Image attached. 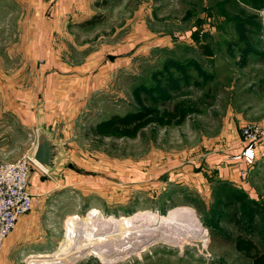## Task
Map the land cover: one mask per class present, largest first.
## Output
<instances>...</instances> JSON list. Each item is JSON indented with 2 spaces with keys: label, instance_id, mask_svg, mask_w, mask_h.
I'll return each mask as SVG.
<instances>
[{
  "label": "rangeland",
  "instance_id": "1",
  "mask_svg": "<svg viewBox=\"0 0 264 264\" xmlns=\"http://www.w3.org/2000/svg\"><path fill=\"white\" fill-rule=\"evenodd\" d=\"M32 7L0 0V23L6 29L9 20L17 48ZM93 7L84 21L67 17L41 58L18 49L8 58V36L0 37V159L33 158L46 106L37 90L39 61L45 64L49 52L61 72L96 77L47 123L61 157L57 187L34 195L33 208L55 239L46 251L66 248L69 221L90 208L115 217L189 208L195 216L169 227L148 222L130 237L127 228L99 223L97 236H80L63 261L51 264H252L234 240L247 235L264 252V0H97ZM154 97L167 109L182 103L184 119L151 122L134 136L89 134L113 116L148 110ZM19 106L32 112L28 125L9 109ZM248 126L263 132L248 152L252 164L234 158L249 146ZM228 158L245 165L235 169L237 185L214 174L217 160ZM248 207L258 210L250 219ZM233 211L253 233L240 230ZM28 257L25 264H35Z\"/></svg>",
  "mask_w": 264,
  "mask_h": 264
},
{
  "label": "crops",
  "instance_id": "2",
  "mask_svg": "<svg viewBox=\"0 0 264 264\" xmlns=\"http://www.w3.org/2000/svg\"><path fill=\"white\" fill-rule=\"evenodd\" d=\"M22 1L32 4L34 14L30 22L29 32L26 34L23 30L25 28L24 25L22 31L19 32L23 38H21L20 44L18 43V48L16 32L15 30H10L9 20L6 29L4 27L5 23H0V37L7 35L9 40L6 46H3V49L5 52H8V58L11 59L16 58L17 49L19 52L24 51L28 56L30 55L32 57L35 55L34 57L38 56V58H41L37 54L40 51H51L49 49L50 35H53L55 31H62L59 28H63L64 20L70 16H73L72 20L80 19L81 21L93 17L95 14L93 4L97 0H59L52 6V0H12L14 3ZM44 55L48 60L47 62L44 61L46 63L43 65L39 61L41 69L38 72L37 81L39 84L37 90H40L38 96L46 106L43 109V114L40 113L38 116L40 118L42 117L39 125L42 124L41 126L50 134V128L47 126V123L52 120L54 115H60L59 109L65 103L66 98L73 99L78 94L74 93L77 89L79 93H86V83L89 82V79H94L96 75L93 73L91 76H88L80 72L76 76L74 73H63L59 69L60 65L58 62L56 60L52 61V56L49 52L47 54L44 53ZM48 108L50 109L47 110ZM9 109L14 114L20 116L21 121L25 124L28 125L32 122V112L27 106ZM50 137L56 144H59L53 139L51 134ZM217 161L221 162L220 164H215L216 166L214 168L217 172L213 170L215 171L214 174L218 175L217 178L228 181L232 179L230 183L235 184L241 180V173H237L238 171H235V169L240 167L245 168L244 164L234 161L233 158H228L226 161ZM36 167L33 168L31 174V189L35 196H42L57 187V182L54 180L57 168L55 167L53 170L46 172L38 168V166ZM37 209L38 207L34 206L29 214L19 218L17 228L5 241L3 252L0 255V264H25L24 259L26 256L37 252H47L46 250L50 244L55 243L54 237L49 238V235H47L49 226H46L42 222L43 214ZM34 262L35 264L41 263V261L37 260ZM42 262L45 263L44 261Z\"/></svg>",
  "mask_w": 264,
  "mask_h": 264
},
{
  "label": "built area",
  "instance_id": "3",
  "mask_svg": "<svg viewBox=\"0 0 264 264\" xmlns=\"http://www.w3.org/2000/svg\"><path fill=\"white\" fill-rule=\"evenodd\" d=\"M243 133L249 146L241 156L234 158H244L248 164H252L253 155H248V152L253 151L263 132L248 126ZM32 164H35V161L30 156L21 157L14 162H4L0 159V255L6 239L17 228L19 218L33 209L35 196L30 183Z\"/></svg>",
  "mask_w": 264,
  "mask_h": 264
},
{
  "label": "bare ground",
  "instance_id": "4",
  "mask_svg": "<svg viewBox=\"0 0 264 264\" xmlns=\"http://www.w3.org/2000/svg\"><path fill=\"white\" fill-rule=\"evenodd\" d=\"M192 212H193V210H190L189 208H183V209L182 208L181 209H175L174 208V209L169 210L168 214H166V215H160V214L153 212V211H140L137 213L134 212V214L129 215V216L115 217L113 215L112 216H104L103 214L98 212L95 208H90L89 210H87L84 217H79V216L74 217L69 221L68 235L71 236V238H70L69 243H67V245H65L66 248L65 247L58 248L54 254H52V253L49 254V252H40L37 255H33V254H36V253H33V254L28 255L30 257L29 260L30 261H36V260L37 261H45L47 264L63 261V255L66 253H69L67 250L73 249V247H74L73 245H74L76 239H79L80 236L86 235V236H88L89 239L97 236L95 231H98V229H99L98 224L99 223H103L102 224L103 226H106L109 228H114V227L116 229L117 228H121V229L127 228L128 233L130 234L128 236L130 237V236H132L133 232L136 233L137 231L141 232V231L147 230V228H145L144 225L147 226L146 224L148 222L159 224L160 226H163V227H166V226L169 227V226L174 225L176 223L175 221L184 215H188L189 217H191L189 219H193L195 214H193ZM138 223H140V224H138ZM135 224H136V227L134 226ZM130 227H135V229L130 230L129 229ZM155 229L156 228H154V230ZM202 231L204 233L202 235L203 236L206 235L205 234L206 231H204V230H202ZM144 233H146V232H144ZM195 235H197V234H195ZM154 236H155V234H154ZM165 236H167V235H165ZM199 236H201V235L199 234ZM121 237L127 238V234H125ZM163 239H165V238H163ZM147 241H149V240H147ZM82 248H84V247H82ZM91 248L95 249L96 251L98 250L97 248H93V247H91ZM88 251H90V250H88ZM104 253H107V252H104ZM109 253L110 252H108V254ZM98 254L101 257L107 258L106 256H102L101 252L99 250H98Z\"/></svg>",
  "mask_w": 264,
  "mask_h": 264
},
{
  "label": "trees",
  "instance_id": "5",
  "mask_svg": "<svg viewBox=\"0 0 264 264\" xmlns=\"http://www.w3.org/2000/svg\"><path fill=\"white\" fill-rule=\"evenodd\" d=\"M150 108L146 111H138L126 114L124 116H113L110 119L103 121L95 126L89 127V134L95 137H105L108 135H128L134 136L136 133L146 125L154 121L171 122L175 120H182L185 117V108L182 103L174 104L172 109L161 107V98H151ZM256 208L248 207L245 210L244 217L249 219L254 212H257ZM238 212L233 211L232 219L240 228V230H248V233H253L247 226L242 225L238 219ZM244 226V227H243ZM237 251L244 254L246 257L252 260V264H264V252L258 249L255 241L248 238L247 235H238L234 240Z\"/></svg>",
  "mask_w": 264,
  "mask_h": 264
},
{
  "label": "water",
  "instance_id": "6",
  "mask_svg": "<svg viewBox=\"0 0 264 264\" xmlns=\"http://www.w3.org/2000/svg\"><path fill=\"white\" fill-rule=\"evenodd\" d=\"M37 146L33 154V160L44 170L51 171L57 165L61 157V148L56 144L50 134L38 126Z\"/></svg>",
  "mask_w": 264,
  "mask_h": 264
}]
</instances>
